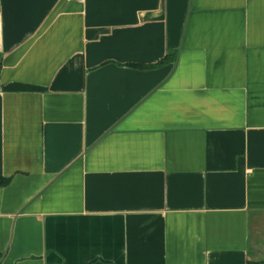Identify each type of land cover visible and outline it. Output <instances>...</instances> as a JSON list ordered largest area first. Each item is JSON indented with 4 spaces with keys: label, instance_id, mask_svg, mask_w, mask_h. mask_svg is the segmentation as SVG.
<instances>
[{
    "label": "crops",
    "instance_id": "0c3cea01",
    "mask_svg": "<svg viewBox=\"0 0 264 264\" xmlns=\"http://www.w3.org/2000/svg\"><path fill=\"white\" fill-rule=\"evenodd\" d=\"M0 180V264L263 263L264 0H0Z\"/></svg>",
    "mask_w": 264,
    "mask_h": 264
},
{
    "label": "trees",
    "instance_id": "16d2710c",
    "mask_svg": "<svg viewBox=\"0 0 264 264\" xmlns=\"http://www.w3.org/2000/svg\"><path fill=\"white\" fill-rule=\"evenodd\" d=\"M169 61V58L167 56H165L161 61H159L157 64L153 65V66H160V65H164L165 63H167ZM153 66H145V68H150ZM6 181H1L0 180V185L5 184ZM259 264H264L263 263H259Z\"/></svg>",
    "mask_w": 264,
    "mask_h": 264
},
{
    "label": "built area",
    "instance_id": "2783aa9c",
    "mask_svg": "<svg viewBox=\"0 0 264 264\" xmlns=\"http://www.w3.org/2000/svg\"><path fill=\"white\" fill-rule=\"evenodd\" d=\"M72 1H74V2H78V3H81V2H83L84 0H72Z\"/></svg>",
    "mask_w": 264,
    "mask_h": 264
}]
</instances>
